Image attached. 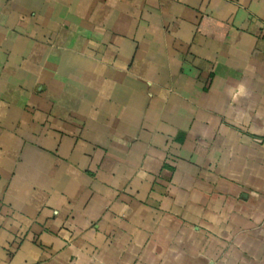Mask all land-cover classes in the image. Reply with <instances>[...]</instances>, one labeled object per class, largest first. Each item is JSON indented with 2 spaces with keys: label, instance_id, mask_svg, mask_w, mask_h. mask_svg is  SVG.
Segmentation results:
<instances>
[{
  "label": "crops",
  "instance_id": "0c3cea01",
  "mask_svg": "<svg viewBox=\"0 0 264 264\" xmlns=\"http://www.w3.org/2000/svg\"><path fill=\"white\" fill-rule=\"evenodd\" d=\"M0 264H264V0H0Z\"/></svg>",
  "mask_w": 264,
  "mask_h": 264
}]
</instances>
